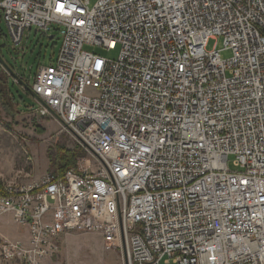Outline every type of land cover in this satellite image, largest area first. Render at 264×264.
I'll use <instances>...</instances> for the list:
<instances>
[{"label":"built area","instance_id":"2783aa9c","mask_svg":"<svg viewBox=\"0 0 264 264\" xmlns=\"http://www.w3.org/2000/svg\"><path fill=\"white\" fill-rule=\"evenodd\" d=\"M0 12L16 44L64 27L34 78L36 112L88 153L63 174L0 182V217L30 234L4 239L2 260L43 264L78 232L128 264H264V0H0ZM216 35L230 58L207 49Z\"/></svg>","mask_w":264,"mask_h":264},{"label":"rangeland","instance_id":"374dc122","mask_svg":"<svg viewBox=\"0 0 264 264\" xmlns=\"http://www.w3.org/2000/svg\"><path fill=\"white\" fill-rule=\"evenodd\" d=\"M95 1L91 0V4ZM36 30V27L27 28L22 42L16 44L6 21L0 19V56L18 76H12L0 62V69L9 77L8 84L14 99L8 97L4 86V93H0V182L14 177L22 182L41 181L46 172L51 171L50 150L59 146L71 151L77 146L83 148L69 131L63 129L60 120L36 112L39 102L29 89H32L39 66L56 64L64 27L53 23L48 32ZM214 48L220 50L223 59L233 55L232 49L225 47L223 36L209 38L207 49ZM83 50L115 60L120 46L108 50L86 43ZM87 154L83 148L81 156ZM231 167L234 168V165L231 164ZM60 245V251L47 258L51 259L49 264H126L121 250L106 248L102 236L96 233H71L62 239ZM46 260L43 264H47ZM0 264L24 263L4 261L0 257Z\"/></svg>","mask_w":264,"mask_h":264},{"label":"trees","instance_id":"16d2710c","mask_svg":"<svg viewBox=\"0 0 264 264\" xmlns=\"http://www.w3.org/2000/svg\"><path fill=\"white\" fill-rule=\"evenodd\" d=\"M8 79L9 77H7L4 74L3 70L0 69V85H1L0 93H4L3 87L6 86V93L8 97L12 98L10 86L8 84L9 82ZM82 152H83V148L80 146H77V148L74 151L66 149L64 146H59L55 150L53 149L50 150L49 158H50L51 171L54 170L63 174L70 167L76 164L77 157L81 156Z\"/></svg>","mask_w":264,"mask_h":264},{"label":"crops","instance_id":"0c3cea01","mask_svg":"<svg viewBox=\"0 0 264 264\" xmlns=\"http://www.w3.org/2000/svg\"><path fill=\"white\" fill-rule=\"evenodd\" d=\"M49 167H50V163H49ZM48 172H46V174ZM4 239L19 240L26 244H29V240H30V234L28 228L17 224L14 221L12 214L10 213L4 214L0 217V248ZM49 260L51 259H47L45 263L49 264Z\"/></svg>","mask_w":264,"mask_h":264},{"label":"water","instance_id":"95a60500","mask_svg":"<svg viewBox=\"0 0 264 264\" xmlns=\"http://www.w3.org/2000/svg\"><path fill=\"white\" fill-rule=\"evenodd\" d=\"M2 18V15L0 14V19ZM36 31H38V30H36ZM0 62H1V64L5 67V69L12 75V76H14L15 78H17L18 76L16 75V73L4 62V60L2 59V57L0 56ZM31 92H32V94L35 96V97H37V95L34 93V91L32 90V89H29ZM126 261V264H128L127 263V259L125 260Z\"/></svg>","mask_w":264,"mask_h":264}]
</instances>
